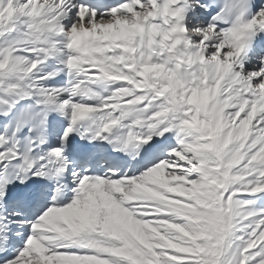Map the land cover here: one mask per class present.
<instances>
[{
    "label": "snow or ice",
    "instance_id": "snow-or-ice-1",
    "mask_svg": "<svg viewBox=\"0 0 264 264\" xmlns=\"http://www.w3.org/2000/svg\"><path fill=\"white\" fill-rule=\"evenodd\" d=\"M0 264H264V0H0Z\"/></svg>",
    "mask_w": 264,
    "mask_h": 264
}]
</instances>
